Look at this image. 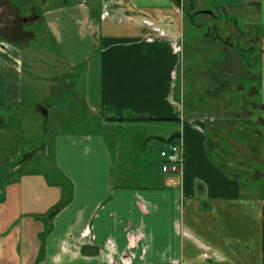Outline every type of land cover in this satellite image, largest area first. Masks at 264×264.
<instances>
[{
  "label": "crops",
  "instance_id": "crops-1",
  "mask_svg": "<svg viewBox=\"0 0 264 264\" xmlns=\"http://www.w3.org/2000/svg\"><path fill=\"white\" fill-rule=\"evenodd\" d=\"M251 1L102 0V9L94 11L90 0H77L76 5L63 0L44 4L41 12L32 8L31 14L23 13V37L12 41L0 36V64L8 58L18 74L27 63L25 52H61L54 57L63 58L70 73L74 62H86L84 80L75 88L86 92L95 120L133 129L150 127L161 147L178 134L171 141L180 142L185 154L178 185L167 184L163 175L160 181L149 178L142 185L117 181L111 186L109 169L117 146L111 151L98 129L70 130L68 138L55 146L60 166L68 170L63 166L65 152L69 167H96L104 170V177L74 180L58 168L59 182L50 183L41 174L21 171V160L15 161L13 153L22 146V134L12 129L20 125L1 124L0 166L10 164L7 174L13 176L0 179V264H264V197L242 194L239 180L220 171L206 151L203 119L185 117L183 111L184 68L200 73L208 53L196 44L185 60L184 42L219 37L210 24L216 14L206 7L222 10L229 21L238 13L248 16ZM253 4L257 8L253 24L264 36V0ZM106 9L112 11L107 17ZM29 15L33 21L43 20L42 34L55 42L56 51L44 41L31 45L37 36L24 27ZM153 24L169 34H160ZM226 24L228 34L221 41L227 52L221 53L229 61L220 72L215 68L205 72H231V38L236 36L241 44L245 32ZM199 26L205 31L193 35ZM20 102L17 93L8 98L0 94V114ZM40 110L47 116V108ZM162 123L171 126L156 128ZM65 145L68 149L61 150ZM170 207L177 210L172 220ZM59 227L63 233L56 240Z\"/></svg>",
  "mask_w": 264,
  "mask_h": 264
},
{
  "label": "rangeland",
  "instance_id": "rangeland-1",
  "mask_svg": "<svg viewBox=\"0 0 264 264\" xmlns=\"http://www.w3.org/2000/svg\"><path fill=\"white\" fill-rule=\"evenodd\" d=\"M66 1L69 4H78L77 0ZM255 1L257 0L250 2V11H246L248 16L238 13L229 20L230 22L222 10L205 6L216 14L210 24L217 28L215 34L219 37L211 42L205 38L184 42L185 60L188 52L194 51L193 47L196 44L201 52L208 53L203 58L202 62L206 65L202 66L200 73H193L186 66L184 68L183 111L185 117L192 115L197 119L199 117L203 119L204 140L208 149L206 151L209 159L218 163L220 171L228 178L239 180V191L242 194L264 197V36L262 30L257 31V26L253 24L255 21L252 19L257 18V8L253 4ZM62 3L63 0H0V36L16 41L23 37L20 29L24 20L23 13L31 14L32 8L41 12L44 4L48 6ZM91 4L94 5V11H100L103 2L90 0ZM16 5L22 10L16 9ZM110 12L112 11L109 9L104 11L106 17ZM32 18L33 16L29 15L24 21L25 29L32 30L37 36L30 40L31 45L39 46L44 41L47 47L56 51L55 42L51 41L49 36L42 34L43 20L36 22ZM201 18L202 16L197 14L196 20L200 21ZM147 20L145 22L143 18L142 22L147 23ZM226 22L232 25L235 31L244 30L245 39L239 44L236 36L231 38L234 61L230 67L231 72L224 74L205 72L214 68L220 72L223 70V65L229 61L228 57L221 53L227 52V49H223L221 41V38H225L228 34ZM152 26L157 28L160 34H169L157 24ZM204 31V27L199 26L191 33L200 35ZM28 39H30L29 35L26 40ZM253 39L256 41L252 42ZM237 49L239 52L234 51ZM25 53L23 58L27 63L24 64L20 74L12 67L8 58L7 63L0 64V94L8 98L17 93L21 99L19 104L3 116L8 123L20 125V127H12L22 134V146L13 153V157L15 161L21 160L20 167L23 173L30 171L41 174L50 183L59 182L55 181L60 177L58 168L74 180L86 175L104 177V170L96 167L94 169L69 167L65 162V152L62 160L63 166L68 170H64L56 159L55 146L59 139L68 138L70 130L81 131L90 127V131L98 129L104 134L111 151L117 148V151L112 153L114 157L112 170L109 169L112 172L111 177L109 176V180H112L111 186L117 181L128 184L136 182L142 185L149 178L156 181L162 179L163 174L155 155L161 147V141L151 134L153 132L149 131L150 127L140 125L139 129L126 128L127 126L118 125L107 119L101 124L100 118L96 117L98 122L93 118L94 113L86 104L88 98L86 92L75 88L78 81L80 84L84 80L81 78V73L86 62H74L75 65L70 73L64 59H60L59 56L54 57L61 52H54L51 55H49L51 52ZM80 53L83 52H75V55ZM210 59L211 63L208 64L206 60ZM42 107L47 108L48 111L45 112L47 116L42 114L40 110ZM87 118H90L89 122H86ZM151 126L156 125L151 124ZM157 126L160 127H156L158 129H166L171 125L162 123ZM67 146L65 145L61 150H67ZM89 153L91 155V152ZM9 165L0 166V179L13 176L7 174ZM51 167L56 168V171ZM75 167L78 168L76 165ZM57 186L59 187V183ZM61 186L63 188V184ZM176 211V208L170 207L168 219H175L173 215L177 214ZM169 227L167 226V229ZM61 233L63 231L59 227L55 233L56 240L61 237Z\"/></svg>",
  "mask_w": 264,
  "mask_h": 264
},
{
  "label": "built area",
  "instance_id": "built-area-1",
  "mask_svg": "<svg viewBox=\"0 0 264 264\" xmlns=\"http://www.w3.org/2000/svg\"><path fill=\"white\" fill-rule=\"evenodd\" d=\"M184 156L183 146L178 141L167 142L160 148V171L166 177L167 184H180L183 179Z\"/></svg>",
  "mask_w": 264,
  "mask_h": 264
},
{
  "label": "trees",
  "instance_id": "trees-1",
  "mask_svg": "<svg viewBox=\"0 0 264 264\" xmlns=\"http://www.w3.org/2000/svg\"><path fill=\"white\" fill-rule=\"evenodd\" d=\"M256 4L258 5V2H256ZM108 119H111V118H108ZM6 123H7V120L4 118L3 114H0V125H1V124H6ZM177 135H178V134H173V135H171V136L168 138L167 141L169 142V141L173 140ZM53 171H55V170H53ZM58 208H59V206H58ZM58 208H57V209H58ZM54 213H55V211H53L51 215L53 216Z\"/></svg>",
  "mask_w": 264,
  "mask_h": 264
}]
</instances>
